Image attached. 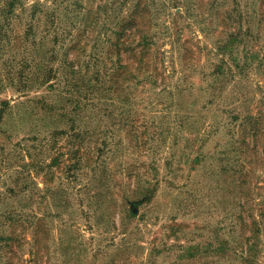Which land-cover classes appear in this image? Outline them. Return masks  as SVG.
<instances>
[{"label": "rangeland", "instance_id": "rangeland-1", "mask_svg": "<svg viewBox=\"0 0 264 264\" xmlns=\"http://www.w3.org/2000/svg\"><path fill=\"white\" fill-rule=\"evenodd\" d=\"M17 4L0 264H264V0Z\"/></svg>", "mask_w": 264, "mask_h": 264}, {"label": "trees", "instance_id": "trees-1", "mask_svg": "<svg viewBox=\"0 0 264 264\" xmlns=\"http://www.w3.org/2000/svg\"><path fill=\"white\" fill-rule=\"evenodd\" d=\"M19 2L20 0H0V25H3V22L10 21L12 15H14L15 7L18 5L17 3ZM143 44L145 46V40L143 41ZM49 78H51V76L47 78L43 77L41 79L40 85L43 86L45 84H48V81L50 80ZM50 87H53V85Z\"/></svg>", "mask_w": 264, "mask_h": 264}]
</instances>
